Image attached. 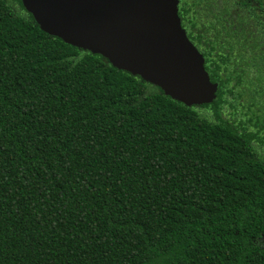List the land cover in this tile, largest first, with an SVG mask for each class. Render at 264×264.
<instances>
[{
  "label": "trees",
  "instance_id": "1",
  "mask_svg": "<svg viewBox=\"0 0 264 264\" xmlns=\"http://www.w3.org/2000/svg\"><path fill=\"white\" fill-rule=\"evenodd\" d=\"M178 1L210 104L0 0V264H264V0Z\"/></svg>",
  "mask_w": 264,
  "mask_h": 264
},
{
  "label": "water",
  "instance_id": "2",
  "mask_svg": "<svg viewBox=\"0 0 264 264\" xmlns=\"http://www.w3.org/2000/svg\"><path fill=\"white\" fill-rule=\"evenodd\" d=\"M44 33L105 58L188 107L218 85L178 16V0H20Z\"/></svg>",
  "mask_w": 264,
  "mask_h": 264
},
{
  "label": "flooded vegetation",
  "instance_id": "3",
  "mask_svg": "<svg viewBox=\"0 0 264 264\" xmlns=\"http://www.w3.org/2000/svg\"><path fill=\"white\" fill-rule=\"evenodd\" d=\"M183 28V27H182ZM184 29V28H183Z\"/></svg>",
  "mask_w": 264,
  "mask_h": 264
}]
</instances>
